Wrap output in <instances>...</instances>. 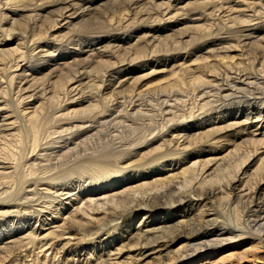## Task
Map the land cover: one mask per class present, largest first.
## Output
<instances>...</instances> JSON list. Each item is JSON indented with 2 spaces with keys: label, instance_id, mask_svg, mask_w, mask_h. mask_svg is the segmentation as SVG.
Instances as JSON below:
<instances>
[{
  "label": "bare ground",
  "instance_id": "bare-ground-1",
  "mask_svg": "<svg viewBox=\"0 0 264 264\" xmlns=\"http://www.w3.org/2000/svg\"><path fill=\"white\" fill-rule=\"evenodd\" d=\"M263 238L264 0H0V264H264Z\"/></svg>",
  "mask_w": 264,
  "mask_h": 264
},
{
  "label": "rangeland",
  "instance_id": "rangeland-1",
  "mask_svg": "<svg viewBox=\"0 0 264 264\" xmlns=\"http://www.w3.org/2000/svg\"><path fill=\"white\" fill-rule=\"evenodd\" d=\"M171 33H173L172 31H171ZM238 44H239V41L237 42ZM211 62V61H210ZM201 63H199V62H194L193 61V59L191 60H189L188 61V63L186 64L187 65V67H189V68H191V69H193L194 67H196V66H198V65H200ZM157 68H159V67H157ZM162 69V68H161ZM137 76H141L142 75V72H140V73H138V74H136ZM167 78H169L170 79V76L169 75H163V74H157V75H153V78H150V80L149 79H147L146 80V82L144 83L145 84V87H143L142 89L143 90H146V88L147 89H151V88H153V89H155L154 87H158V86H162V85H165L169 80L167 79ZM230 174H232V173H230ZM186 187H189L188 189L186 188ZM186 187H184L185 189H184V191H186V189L187 190H189L192 186H191V184H187V186ZM226 209V208H225ZM223 209V211H222V215H221V219L222 220H225V221H227V222H229V221H231V219L233 220V221H231V222H234L235 221V219H236V217H237V212H240L242 209L241 208H239L238 210H232V209ZM176 213L179 215L181 212L180 211H177V210H175L174 212H173V214H174V216H176ZM238 214H240V213H238ZM144 215V214H143ZM143 215H141V217L143 216ZM225 215V216H224ZM228 218V219H227ZM141 219L139 218V219H137L136 220V222H135V224L136 225H138V223H139V221H140ZM229 220V221H228ZM129 223H131V221H128ZM54 226H58L57 224H55ZM130 225H126V227H129ZM33 227H35L34 225H33ZM12 229V228H11ZM57 229V230H56ZM54 230L55 231H62V229L60 230V228H54ZM50 231V230H49ZM127 231V230H126ZM121 232V237L124 235V230H121L120 231ZM66 237V239L67 238H70L71 237V235H69V234H67V236L65 235L64 236V238ZM263 241H264V238H263ZM120 243V241H118V242H116V244H119ZM113 244V243H112ZM236 244H240L239 242H237ZM241 246H239V248H237V250H236V246L235 247H232L231 249H229V253L230 252H242L243 250H245L246 248H248V246H246V244H240ZM235 250V251H234ZM228 254V251H226V252H222V251H220V252H216L214 255H211V256H209V255H207V256H204V257H201L200 259H201V261H200V259H198L197 258V260H195V261H193V263L194 264H209V263H216L217 261H219L220 259H222L225 255H227Z\"/></svg>",
  "mask_w": 264,
  "mask_h": 264
}]
</instances>
